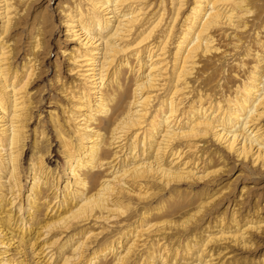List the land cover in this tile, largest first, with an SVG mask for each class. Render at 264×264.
Listing matches in <instances>:
<instances>
[{"label": "bare ground", "instance_id": "bare-ground-1", "mask_svg": "<svg viewBox=\"0 0 264 264\" xmlns=\"http://www.w3.org/2000/svg\"><path fill=\"white\" fill-rule=\"evenodd\" d=\"M184 2L68 0L63 5L66 31L78 48L69 56L76 79L61 92L74 99L72 110L82 113L62 109V122L50 112L67 162L60 187L57 170L47 163L51 140L38 122L31 183L23 194L21 159L36 104L30 87L41 73L38 51L47 53L49 45L35 34L27 57L16 64L18 52L4 36L16 27L26 0H0V244L13 245L18 264H216L217 252L207 244L219 236L207 235L200 243L191 238L179 252L172 246L171 256L164 237L148 239L162 218L183 207L171 193L178 191L172 183L197 184L213 174L210 161L221 154L207 146L209 141L264 166V16L260 10L251 16L257 0H191L181 13ZM219 34L232 38L233 49L243 48L242 57L252 58L231 94L220 82L219 92L203 90L225 57H217ZM242 57L236 62L240 68ZM148 189H156L157 198L168 193L170 200L140 206L135 199H146ZM128 209L136 224L97 249L89 250V230L71 233L104 211L116 217ZM47 211L51 215L44 217ZM231 222L236 224L234 216ZM232 232L233 242L248 243L243 231ZM13 259L0 254V264Z\"/></svg>", "mask_w": 264, "mask_h": 264}, {"label": "rangeland", "instance_id": "rangeland-1", "mask_svg": "<svg viewBox=\"0 0 264 264\" xmlns=\"http://www.w3.org/2000/svg\"><path fill=\"white\" fill-rule=\"evenodd\" d=\"M257 1L262 6L260 4L253 6L254 13L251 16L256 15V12L258 13L259 10L261 12L259 14L264 16V0ZM67 2L68 0H26L24 11L19 16V19L17 18L16 27L9 32L10 34L8 33L4 36V41L7 40L8 45L15 52H18L14 58L16 64H19V66L30 51L29 48L34 41L31 38L32 36L37 34L40 41H44L49 45V47L47 44L45 45V47H48L47 50H49L47 53L45 48L42 51H38L40 60L39 72L41 73L39 74L40 77L30 87V92L31 94L33 93L32 95L36 104L32 103L35 105L33 106L34 108L32 107L33 117L28 123L30 137L28 136V144L26 143L25 145L26 150L21 159L23 166L21 174L24 176L22 181L23 194H26L27 188L31 183L29 161L32 151L36 149L33 146L35 129L40 124L39 131L41 129L44 130L51 140V155L47 154V157H50L47 163L51 171L57 170L58 174H55V176L59 177L57 184L60 187L64 184L63 180L66 178L67 162L61 153L62 148L56 138L50 112L58 116L62 122L67 112L82 113L81 111H73L71 107L75 104L74 99L73 101L69 100L68 93H65V91L61 92V90L68 86L67 84L71 86L72 80L76 79L74 68L71 69L73 62L69 59V56L73 53L71 48H78V41L70 38L68 36L70 33L66 31V24L63 18V5H66ZM190 2L191 0H185L181 13L187 11V6ZM258 7L261 8L259 9ZM36 31L38 32L34 33ZM217 37H221L222 44L220 49L222 51H218L217 57H221L222 55H225V57L221 58V65L219 64L220 67L216 72V77L209 81L203 87V90L209 88L210 91L208 90V92L210 93L219 92L220 84L218 86L217 83L220 82L223 87H221V90H225L231 94L235 84L239 83V77H242L245 68L251 64L252 58L251 56H241L243 48H234V50L229 42L232 38L228 35L222 38V35L219 34ZM240 57H242L241 59L245 64L242 68L239 67L238 63L236 64L237 59H240ZM234 58L236 60L232 61ZM258 70H260V67H258ZM55 74H58V79H55ZM127 76H129V73ZM213 89L219 90L214 91ZM62 109H65L66 114L62 112ZM260 122L264 127V115ZM207 146L214 149V152L216 151L217 154H221V157L210 161V168L214 171L213 174L205 177L206 179L202 180L203 183L201 181L197 184L195 183L196 185L185 180L180 181V183H172V186L177 187L178 191H172L171 193L175 196L177 195L175 200L183 203V207L178 213L162 218L161 220L165 221L157 226L158 229H154L151 234L149 232L151 235L149 239H151H148V242L151 243L158 237H164L161 242L168 244L166 249L169 248L168 255L171 256L173 254L171 252L172 246L178 245L179 252L183 244L191 238V242L195 240L200 243L207 235H215L216 237L219 236L217 237L219 240H210L211 242H208L207 246L209 248L212 247L213 251L218 253L214 255L216 256L214 257L216 264H220L221 261H223L222 264H264V166H260L258 162L253 165L249 157L241 159V157L233 156L231 153L226 152L219 142L209 141ZM148 190L144 194H147L146 199L141 201L137 198L135 199L140 206L148 203L155 205L159 200L161 201L164 198L170 200L168 193L160 197V199L157 198V194H153L157 191L156 189ZM50 191L48 190L47 192L51 194L52 191ZM133 191L135 194L139 192L137 188H133ZM148 192L152 194L150 195ZM198 203L202 205L201 209L199 212L194 213ZM133 212V209L131 211L128 209L127 213H124L125 215H117L115 217L112 216L113 213L104 211L101 218L97 220H85L71 233L89 230L92 233H90L91 236L87 240V244H90L89 250L91 251V246L93 249H97L101 242L109 241L111 238L117 236L119 230L127 228L128 225L132 224V227L136 224L135 220L137 218L132 217L128 219V215L133 216ZM47 213L43 216L47 217L51 215V212L47 211ZM106 214L110 215V218H104L108 216ZM189 215L192 216L190 217ZM232 216L236 218V224L230 223ZM186 217H188L187 220ZM182 221H185V223L183 224ZM248 225L259 227L258 229L249 228L248 230H243ZM238 229L239 233L242 231L245 233L244 236H246V241H248L246 245L242 246L239 242H233L231 236L229 237L232 231H237ZM97 232L100 233L97 235ZM220 232H223L221 237ZM139 248L142 249L143 246ZM0 249V252L5 250L4 253H0L1 255H5L7 258H15L10 264H18L20 254L14 253L13 245H8L7 247L0 244ZM89 250L87 251L88 253L90 252ZM109 254H107V258L111 257ZM262 258L263 260H261ZM136 260H138V257ZM141 264H144V261Z\"/></svg>", "mask_w": 264, "mask_h": 264}]
</instances>
